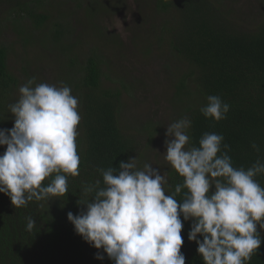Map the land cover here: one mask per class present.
<instances>
[{"label":"trees","instance_id":"1","mask_svg":"<svg viewBox=\"0 0 264 264\" xmlns=\"http://www.w3.org/2000/svg\"><path fill=\"white\" fill-rule=\"evenodd\" d=\"M69 1L85 9L90 20L94 14L106 10L104 2L96 7V0ZM258 1L263 17L257 25L248 26L229 5V0H155L157 9L169 18L162 21L160 38L168 40L170 50L187 67L176 83V98L169 102L177 108V120L187 116L192 121L188 146L199 147L204 133L221 134L223 143L230 146L228 155L233 166L245 169L257 159L264 160V0ZM48 4V0H0V35L11 30L23 45H29L36 37L44 45L37 43L34 47L55 46L59 53L69 54L74 43L63 24L67 16L61 21L57 13L49 11ZM169 11H173L170 16ZM95 29L102 38L115 35L104 25ZM151 34L148 46L144 47L147 52L152 51L156 44L153 41L159 38L157 30ZM7 46L0 45V129L14 126L8 105L19 99L17 89L22 82L9 65ZM90 53L95 55L83 63L68 57L73 78L68 82L72 81L77 93L81 117L76 137L80 175L68 177V192L63 197L32 201L18 209L8 196L0 193V264H113L106 253L104 260L96 259L102 250L92 247L75 232L67 214L78 215L84 210L78 203L84 183L99 179L103 186L98 169L118 168L121 161L138 157L137 168L142 170L148 163V149L157 142L160 129L146 124L130 131L121 124L127 101L125 92L134 94L141 80L129 79L123 73L126 84L118 82L120 73L115 74L117 70L113 68L109 70L112 61L100 58L97 43L91 46ZM28 73L24 66L23 75L32 77ZM108 81L113 84L109 85ZM209 95H218L230 105L226 119L216 121L200 112ZM253 143L260 146V152L252 148ZM5 150V146H0V154ZM166 173L172 187L165 190L171 194L183 178L172 167ZM255 179L264 187V174ZM184 191L187 190L176 196L178 202L183 199ZM28 216L36 220L32 232L26 230ZM191 224L192 221H184L181 252L186 257L185 264H204L197 252L198 245L188 240ZM261 235L264 239V232ZM247 264H264V243Z\"/></svg>","mask_w":264,"mask_h":264},{"label":"clouds","instance_id":"2","mask_svg":"<svg viewBox=\"0 0 264 264\" xmlns=\"http://www.w3.org/2000/svg\"><path fill=\"white\" fill-rule=\"evenodd\" d=\"M35 80L21 85L19 99L8 105L14 126L0 129V146L6 147L0 154V193L16 209L63 197L68 177L80 175L78 99L68 86ZM229 111L218 95H209L200 108L216 121ZM191 126L184 116L166 128L164 158L183 178L171 194L165 190L172 187L168 174L148 163L138 169V157L98 169L103 186L99 179L82 185L78 203L84 210L67 218L84 241L102 250L96 259L106 253L113 264H185L184 221H192L188 240L198 245L204 264H247L258 253L264 243V187L255 177L264 174V160L234 167L230 146L217 133H204L199 147H189ZM252 148L261 150L256 143ZM26 221L32 232L36 220Z\"/></svg>","mask_w":264,"mask_h":264},{"label":"rangeland","instance_id":"3","mask_svg":"<svg viewBox=\"0 0 264 264\" xmlns=\"http://www.w3.org/2000/svg\"><path fill=\"white\" fill-rule=\"evenodd\" d=\"M48 1L49 11L52 14L57 13L58 19L62 21L64 16H67L63 24L68 28L67 34L74 43L73 49L66 54L59 53V48L55 46L34 47L37 43L44 45L36 37H33L29 45H23L16 32L7 30L2 33L0 45H8L9 65L16 77L22 81L19 87L35 77V84L68 86L71 94L77 98L72 81L68 82L69 78H72L68 57L72 56L75 61L83 63L89 56L95 55L90 51L91 46L97 43L100 58L112 61L109 70L113 68L117 70L115 74L120 73L118 82L126 84L123 73L128 75L129 79L141 80L134 94L125 92L127 101L125 111L121 114V124L130 131H137L132 129L141 128L146 124L160 129L156 134L157 142L148 149V164L160 168L162 174L166 173L167 168H171L163 155L166 152V128L179 116L177 108L169 99L176 98V83L187 72L185 63L170 50L168 40L160 38L162 33L159 29L162 27V21L164 23L169 19L168 16L157 9L155 0H96L95 6L99 7L104 2L106 10L94 14L91 20L85 14V9L76 7L74 2ZM231 4L236 10L235 13H240V17L248 26L257 25L263 17L258 0H229V5ZM172 14L173 11L168 12L169 16ZM97 25L106 26L109 33H115L114 37H99L95 29ZM154 30H157L159 38L153 41L156 44L151 47V52L144 51ZM24 66L32 77L23 75ZM107 83L112 85L113 81ZM17 92L19 93L18 89Z\"/></svg>","mask_w":264,"mask_h":264}]
</instances>
